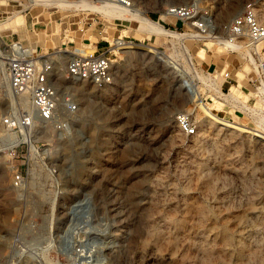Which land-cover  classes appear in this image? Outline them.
Listing matches in <instances>:
<instances>
[{
	"label": "rangeland",
	"instance_id": "1",
	"mask_svg": "<svg viewBox=\"0 0 264 264\" xmlns=\"http://www.w3.org/2000/svg\"><path fill=\"white\" fill-rule=\"evenodd\" d=\"M130 1L184 39L150 34L130 16L0 0V264H264V79L248 48L222 39L247 4L264 18V0ZM175 6H194L206 32L176 23ZM37 26L56 55L134 43L114 57L112 87H78L70 134L45 123L32 132L56 174L38 169L17 189L15 172L32 157L3 126L17 102L5 62L34 49ZM179 114L195 136L180 132Z\"/></svg>",
	"mask_w": 264,
	"mask_h": 264
},
{
	"label": "built area",
	"instance_id": "2",
	"mask_svg": "<svg viewBox=\"0 0 264 264\" xmlns=\"http://www.w3.org/2000/svg\"><path fill=\"white\" fill-rule=\"evenodd\" d=\"M115 4H124L128 8L134 6L130 0H108ZM167 15L181 23L191 26L205 33L206 20L196 21L194 6H175L167 11ZM225 42L242 45L249 49V55L258 61L257 72L260 80L264 79V18L258 13L255 3H249L244 11L228 25ZM104 51L96 50L89 56L74 55L63 65L61 59L56 57V51L43 56L33 49L29 53H16L5 62L9 87L17 102L14 109L3 120V126L9 131L19 132L23 136L18 141L16 148L26 146L32 160L26 166V171L15 172L13 184L21 189L35 177L38 169L46 175L55 176L56 171L47 165L45 158L41 157L40 148L27 141L26 130L30 131L39 122L50 124L55 132L60 135L70 134L73 119L80 110L76 91L80 85H92L98 90H105L115 83L113 71L116 49L124 46L122 43H134L125 38L117 39L116 46L111 42ZM55 50V49H54ZM60 51L64 52L63 49ZM119 52V51H118ZM229 53L238 54L231 50ZM230 72L223 74V79H230ZM27 98L31 111L23 108L21 101ZM39 119V120H38ZM176 124L182 134L193 137L197 134L198 127L192 123L189 115L179 114ZM40 158V159H39ZM36 160V161H35ZM40 171V172H41Z\"/></svg>",
	"mask_w": 264,
	"mask_h": 264
},
{
	"label": "bare ground",
	"instance_id": "3",
	"mask_svg": "<svg viewBox=\"0 0 264 264\" xmlns=\"http://www.w3.org/2000/svg\"><path fill=\"white\" fill-rule=\"evenodd\" d=\"M37 1L46 7H49V8L50 7H54V8L56 7L58 9H60V11H64V12L89 10V11H94V12L100 13L106 18H112V19H124L126 16H130L131 18L137 20L139 22V24H141V26H143V29L150 34H154V35H158V36H164V37H171L173 39H184L183 35H180L176 32H172V31L165 29L164 27H162L157 22L150 20L148 17H146L143 14H140L136 11H133L131 8H128L126 5H124L122 3L115 4V3L109 2L108 0H100V1L98 0V4L92 3L89 0H37ZM258 13H259V10H258ZM198 35H200V34H198ZM195 38H197V37H195ZM113 46H116V45H113ZM124 46H127V45L124 44ZM233 47L236 48L237 50H239L241 53L247 52V49L245 50L244 47L241 45H234ZM121 49L122 48L116 49V52H118ZM90 50L93 51L92 49H90ZM95 50L96 49H94V51ZM65 52H68V54L64 55V54H62L61 51L58 50L57 57H59V59L62 58L61 61L63 59L70 58L74 55H78V54L70 53V51H65ZM93 52H90V53H87V54L81 55V56H89ZM45 56H47V55H45ZM9 59L10 58H8V60ZM26 99L27 98H25L21 101L22 105H23L24 100H26ZM27 103L28 102L26 101V104ZM29 111H31V107H30ZM41 123H43V122L39 121L34 126V128L32 130H30V131L26 130V138H27L28 142L32 141V139H33L32 132Z\"/></svg>",
	"mask_w": 264,
	"mask_h": 264
},
{
	"label": "crops",
	"instance_id": "4",
	"mask_svg": "<svg viewBox=\"0 0 264 264\" xmlns=\"http://www.w3.org/2000/svg\"><path fill=\"white\" fill-rule=\"evenodd\" d=\"M47 26V25H46ZM43 27H35L33 30H34V33H35V35L36 36H38V39L37 40H35L34 42H33V46H34V49H36L37 50V53L39 54V50H41V52H40V55H44L43 54V46L41 45V42H44L45 43V46H44V48H47V51H48V53H50V50H52V49H54L53 47H51L50 45H48V42H51L52 41V38L49 40L47 37L48 36H50L51 35V33H49V29L48 28H46V30L44 29H42ZM61 31V30H60ZM62 35V34H61ZM41 36H44V37H46L45 38V41H43L42 40V37ZM38 41V42H37ZM104 40H101L100 42L98 41L97 43H96V47H97V49H98V51H104V50H106L107 48H108V43L107 42H103ZM63 42H61V44H62ZM62 45H65V43H63ZM63 47V46H62ZM32 50H33V48H32ZM31 49H30V51H32ZM21 53H28V52H21ZM46 55V54H45Z\"/></svg>",
	"mask_w": 264,
	"mask_h": 264
}]
</instances>
